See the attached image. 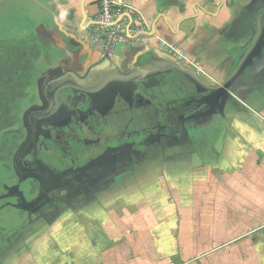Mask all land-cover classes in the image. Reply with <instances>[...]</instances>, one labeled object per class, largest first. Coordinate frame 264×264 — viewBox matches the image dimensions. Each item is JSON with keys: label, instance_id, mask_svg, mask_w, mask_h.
<instances>
[{"label": "crops", "instance_id": "0c3cea01", "mask_svg": "<svg viewBox=\"0 0 264 264\" xmlns=\"http://www.w3.org/2000/svg\"><path fill=\"white\" fill-rule=\"evenodd\" d=\"M124 3L146 39L104 58L98 0H0L13 36L46 17L36 31L64 55L26 115L30 149L65 90L106 120L84 166L29 165L46 204L20 205L0 264H264V0Z\"/></svg>", "mask_w": 264, "mask_h": 264}, {"label": "flooded vegetation", "instance_id": "af4514ba", "mask_svg": "<svg viewBox=\"0 0 264 264\" xmlns=\"http://www.w3.org/2000/svg\"><path fill=\"white\" fill-rule=\"evenodd\" d=\"M38 99L39 101L25 114L24 126L27 133L19 144V150H17L11 160L12 169L4 170L6 179L7 177L10 178V176L16 175L14 176L16 182L12 186H10V183L8 184L9 186H1L0 199L16 197L17 200L8 199L4 203H0L1 237L3 236L1 229L9 221V218L6 219L7 222L5 220V212H15L14 214H18L16 217L19 223L20 221L28 222L30 214L25 215L22 213L20 205L35 206L34 210L36 214H39L42 207L46 204L43 199L46 194L43 179L39 175H34L35 172L29 165L31 166L35 162L53 163L63 170L84 166L88 163L91 154L90 148L87 145L88 138L93 134H101L106 125V120L95 112L94 103L89 95L75 93L72 89L65 90L60 94L59 98L62 108L61 114L52 121L41 124L43 131L39 134L36 143L30 149L34 133L31 123H28L26 119V115L31 111L41 112L46 106L42 100L40 86ZM49 129H52V131ZM45 138H51L52 141L49 143L45 142L43 141ZM69 147L76 149V156L67 154ZM18 173L20 175L17 176ZM19 181L20 183L18 184Z\"/></svg>", "mask_w": 264, "mask_h": 264}, {"label": "trees", "instance_id": "16d2710c", "mask_svg": "<svg viewBox=\"0 0 264 264\" xmlns=\"http://www.w3.org/2000/svg\"><path fill=\"white\" fill-rule=\"evenodd\" d=\"M63 61L64 55L53 43L45 42L42 34L0 40L1 171L12 169L11 160L26 136L24 118L39 101V80ZM43 141L49 143L52 140L45 138ZM68 150L67 154L76 156L75 148Z\"/></svg>", "mask_w": 264, "mask_h": 264}, {"label": "built area", "instance_id": "2783aa9c", "mask_svg": "<svg viewBox=\"0 0 264 264\" xmlns=\"http://www.w3.org/2000/svg\"><path fill=\"white\" fill-rule=\"evenodd\" d=\"M98 2L100 9L95 17L91 37L102 44L104 58L111 56L115 46L119 43L146 39L145 29L139 26L126 10L124 0H98ZM126 15L130 17L125 18ZM163 47L165 51L179 59L186 56L184 50L178 46L163 44ZM261 228H264V224Z\"/></svg>", "mask_w": 264, "mask_h": 264}, {"label": "rangeland", "instance_id": "374dc122", "mask_svg": "<svg viewBox=\"0 0 264 264\" xmlns=\"http://www.w3.org/2000/svg\"><path fill=\"white\" fill-rule=\"evenodd\" d=\"M10 18L11 17L6 16L5 14H0V40L21 39V38L29 37L32 34H40L41 35V33L39 31H36L35 25H37V23H38V25H40L42 23V21L47 20L46 17L36 19L32 22L33 26L28 24L29 28L27 30H24L22 32L21 36H17V35L13 36L12 31L14 32V30H16L17 28H15V22H13ZM3 171H1V168H0V192L2 189L1 186H9L8 185L9 183H10V186H12L16 182L15 177H14L16 175H14L13 177L10 176V178L7 177V179H6V173ZM18 175H20V173H18L17 176ZM20 181L18 182V184L20 183ZM8 199L17 200L16 197H6V198L0 199V203H4V201H6ZM4 216H5V220L9 218L8 222L6 220L7 224L5 226H3L1 229L3 236H6V235H9L10 232L12 233L14 231L11 226H14L13 224H16V222H18V221H16L17 218H16V215L14 213L5 212Z\"/></svg>", "mask_w": 264, "mask_h": 264}, {"label": "water", "instance_id": "95a60500", "mask_svg": "<svg viewBox=\"0 0 264 264\" xmlns=\"http://www.w3.org/2000/svg\"><path fill=\"white\" fill-rule=\"evenodd\" d=\"M42 34V31H39ZM43 35V34H42Z\"/></svg>", "mask_w": 264, "mask_h": 264}]
</instances>
